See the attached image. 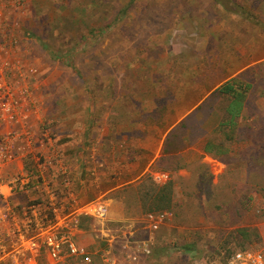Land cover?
I'll return each mask as SVG.
<instances>
[{
    "label": "rangeland",
    "instance_id": "rangeland-1",
    "mask_svg": "<svg viewBox=\"0 0 264 264\" xmlns=\"http://www.w3.org/2000/svg\"><path fill=\"white\" fill-rule=\"evenodd\" d=\"M1 39L0 90L37 121L21 155L26 174L6 182L12 206L38 205L44 221L54 207L60 221L77 214L76 242L92 264H228L235 250L264 253V188L249 192V207L237 201L246 180L264 185V0H0ZM232 76L251 86L230 159L202 155L219 100L188 118L194 138L179 153L164 152L167 124L184 119L204 84ZM110 197L115 217L90 214ZM150 212L167 214L157 229Z\"/></svg>",
    "mask_w": 264,
    "mask_h": 264
},
{
    "label": "built area",
    "instance_id": "built-area-1",
    "mask_svg": "<svg viewBox=\"0 0 264 264\" xmlns=\"http://www.w3.org/2000/svg\"><path fill=\"white\" fill-rule=\"evenodd\" d=\"M0 51L9 53L3 39L0 40ZM18 71L21 73V70ZM18 107L19 98L14 97L7 86L0 90V121H13ZM18 138L19 134L15 132H8L0 138V166L7 165L16 157L13 150ZM16 149L23 155L31 149V145L29 142L21 143ZM16 177L14 181L22 180L19 175ZM91 207L90 214L95 217L105 218L108 214V205L104 202ZM54 208L56 219L44 221L38 205L14 207L8 202L0 204V264H40L44 253L51 264H92L93 258L87 248L74 239L78 215L66 216L60 221L64 216H59ZM166 216L165 212H150L146 217L150 227L157 229ZM11 238H14L15 252L10 256ZM146 251L149 249L146 248ZM228 264H264V253L256 249L236 250L228 256Z\"/></svg>",
    "mask_w": 264,
    "mask_h": 264
},
{
    "label": "trees",
    "instance_id": "trees-1",
    "mask_svg": "<svg viewBox=\"0 0 264 264\" xmlns=\"http://www.w3.org/2000/svg\"><path fill=\"white\" fill-rule=\"evenodd\" d=\"M217 1H234V0H217ZM63 59H65V57ZM250 86L251 84L243 80L240 76L239 77L232 76L222 81L218 85L204 84L205 92L203 93L198 92L197 98L192 100L187 105L186 109H184L185 111L182 112V114L185 115L184 119L180 120L176 124H172L171 122L167 124L166 128L170 127L169 128L170 130H168L165 136L163 151L167 153H179L180 150H182V148L185 147L184 146L185 138L191 139L194 136L193 132L195 131V128L187 123L188 118L193 117L199 111L204 110L205 107H208L209 110H211L214 107V105H216L213 101L219 100L220 103L222 102V105L219 106L221 110V116L217 125L212 129V133H210V131L207 132L204 131L203 136L205 138V142L202 147L204 152L202 153V155L212 154L216 157H220L225 161H228L230 159V156H232L231 155L232 144L234 143L238 144L244 138L240 121L244 114V111L248 108L247 102H248V92ZM181 88L182 89L184 88L183 89L184 93L189 91H194V87L192 86L190 87L189 83L188 85H185V87H181ZM202 95H205V99L201 104L197 105V102L201 99ZM160 103L161 102H159L158 104ZM162 107L165 110H169L171 113L175 112L174 108H168V106L164 102ZM170 121H173V119ZM181 166H186V163L182 162L176 168ZM163 169L169 170L168 167H163ZM251 172H253V170L249 168L247 175H250ZM244 184L247 186L248 189L238 196L237 201H240L241 204H245V205L247 204L249 207L253 199L252 197L253 195H250L249 192H255L258 191L259 189L262 190L264 188V185L257 178L249 179V181L246 180ZM166 188L168 187H164V190ZM164 190L163 192H165ZM164 196H167V194L164 193Z\"/></svg>",
    "mask_w": 264,
    "mask_h": 264
},
{
    "label": "crops",
    "instance_id": "crops-1",
    "mask_svg": "<svg viewBox=\"0 0 264 264\" xmlns=\"http://www.w3.org/2000/svg\"><path fill=\"white\" fill-rule=\"evenodd\" d=\"M16 112V118L13 121H0V138H3L4 135L8 132H15L17 135L19 134V138L15 140V147L17 148L19 144L24 143L26 140H29L30 136H33L34 134L37 135V133H35L37 128V121L31 119V117L35 116V114L30 117L32 113H28V111H25L23 107H18ZM27 117L29 118L26 119ZM33 125L34 128H32ZM16 148L15 150H13L15 152L16 157L7 165L5 164L3 166H0V204L8 202L11 205V198L7 189L8 187L6 182H8L9 180L11 181L15 178V175L22 174L25 171L24 159L21 158V153ZM24 174L26 173L24 172ZM105 201V204L108 205L107 216H109V218L115 217L113 212L115 210V205L117 204L116 197L107 198L105 199ZM77 231L78 230H75L74 232L75 241L77 240ZM82 231L83 230H81V232ZM44 257H46V253H44Z\"/></svg>",
    "mask_w": 264,
    "mask_h": 264
}]
</instances>
